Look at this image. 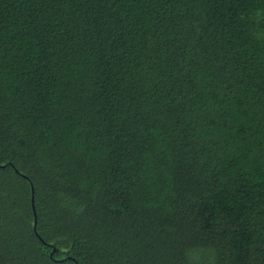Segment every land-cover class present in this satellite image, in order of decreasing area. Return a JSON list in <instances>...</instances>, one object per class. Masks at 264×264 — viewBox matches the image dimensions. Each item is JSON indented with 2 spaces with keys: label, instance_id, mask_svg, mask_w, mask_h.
I'll list each match as a JSON object with an SVG mask.
<instances>
[{
  "label": "trees",
  "instance_id": "trees-1",
  "mask_svg": "<svg viewBox=\"0 0 264 264\" xmlns=\"http://www.w3.org/2000/svg\"><path fill=\"white\" fill-rule=\"evenodd\" d=\"M0 264H264V0H0Z\"/></svg>",
  "mask_w": 264,
  "mask_h": 264
},
{
  "label": "water",
  "instance_id": "water-1",
  "mask_svg": "<svg viewBox=\"0 0 264 264\" xmlns=\"http://www.w3.org/2000/svg\"><path fill=\"white\" fill-rule=\"evenodd\" d=\"M32 203H33V198H32ZM35 223H36V219H35Z\"/></svg>",
  "mask_w": 264,
  "mask_h": 264
}]
</instances>
